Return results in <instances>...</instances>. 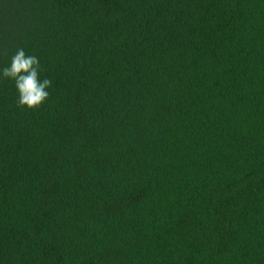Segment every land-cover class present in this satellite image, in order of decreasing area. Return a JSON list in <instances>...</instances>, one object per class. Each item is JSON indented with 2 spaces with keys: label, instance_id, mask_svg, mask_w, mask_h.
<instances>
[{
  "label": "trees",
  "instance_id": "16d2710c",
  "mask_svg": "<svg viewBox=\"0 0 264 264\" xmlns=\"http://www.w3.org/2000/svg\"><path fill=\"white\" fill-rule=\"evenodd\" d=\"M52 80H0V264H264V0H0Z\"/></svg>",
  "mask_w": 264,
  "mask_h": 264
},
{
  "label": "clouds",
  "instance_id": "9594fccd",
  "mask_svg": "<svg viewBox=\"0 0 264 264\" xmlns=\"http://www.w3.org/2000/svg\"><path fill=\"white\" fill-rule=\"evenodd\" d=\"M14 83L18 107L36 110L49 99L52 80L41 77L40 60L36 55L26 54L18 48L10 63L0 68V80Z\"/></svg>",
  "mask_w": 264,
  "mask_h": 264
}]
</instances>
